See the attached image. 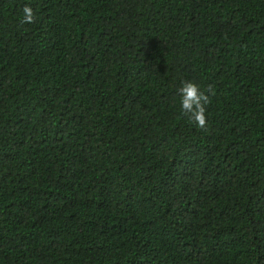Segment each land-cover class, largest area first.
Segmentation results:
<instances>
[{
  "label": "trees",
  "instance_id": "trees-1",
  "mask_svg": "<svg viewBox=\"0 0 264 264\" xmlns=\"http://www.w3.org/2000/svg\"><path fill=\"white\" fill-rule=\"evenodd\" d=\"M0 264H264V0H0Z\"/></svg>",
  "mask_w": 264,
  "mask_h": 264
},
{
  "label": "clouds",
  "instance_id": "clouds-1",
  "mask_svg": "<svg viewBox=\"0 0 264 264\" xmlns=\"http://www.w3.org/2000/svg\"><path fill=\"white\" fill-rule=\"evenodd\" d=\"M23 14L22 23L32 24L35 22L36 15L32 7L26 5L23 8ZM211 87L210 85L209 90ZM178 93L182 114L187 116L198 128H205L207 125V106L211 104L208 90H201L200 85L194 82H184L178 89ZM211 96H215L214 91H211Z\"/></svg>",
  "mask_w": 264,
  "mask_h": 264
}]
</instances>
